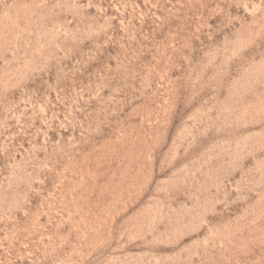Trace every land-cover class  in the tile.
<instances>
[{
    "label": "rangeland",
    "instance_id": "rangeland-1",
    "mask_svg": "<svg viewBox=\"0 0 264 264\" xmlns=\"http://www.w3.org/2000/svg\"><path fill=\"white\" fill-rule=\"evenodd\" d=\"M0 264H264V0H0Z\"/></svg>",
    "mask_w": 264,
    "mask_h": 264
}]
</instances>
